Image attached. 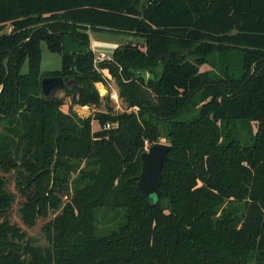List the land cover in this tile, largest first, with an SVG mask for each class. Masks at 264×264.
Instances as JSON below:
<instances>
[{
    "label": "trees",
    "instance_id": "16d2710c",
    "mask_svg": "<svg viewBox=\"0 0 264 264\" xmlns=\"http://www.w3.org/2000/svg\"><path fill=\"white\" fill-rule=\"evenodd\" d=\"M89 30L146 43L97 61ZM43 41L60 70L42 72ZM46 76L73 81L68 112ZM112 78L122 112L97 88ZM162 139L158 209L138 178ZM0 171L28 226L55 215L34 244L0 177V264H264V0H0Z\"/></svg>",
    "mask_w": 264,
    "mask_h": 264
},
{
    "label": "rangeland",
    "instance_id": "374dc122",
    "mask_svg": "<svg viewBox=\"0 0 264 264\" xmlns=\"http://www.w3.org/2000/svg\"><path fill=\"white\" fill-rule=\"evenodd\" d=\"M135 4H138L139 6H142L147 2V0H133ZM12 27L9 25L6 29V31L11 32ZM91 35V43L92 48L95 47H101V46H108L110 47V53H114L116 47L121 46L122 44L126 43H133L136 45L143 46L145 45V40L142 37H135L129 34H122V33H115V32H94L92 30H89ZM98 60V59H97ZM62 58L61 55L53 52L49 49L48 45L45 41L41 42V70L43 73H51L53 71L60 70L62 68ZM203 70H208V66H204L202 68ZM24 72L28 71V65H25L23 68ZM97 88L99 92L105 93L104 88L102 85H97ZM107 89L109 90H116L118 91V86L116 81L112 78L109 79ZM56 96L61 98H66L65 106H63V110L65 112L69 111V108L72 104V98L65 97V91L61 90L59 91ZM106 100L103 103V106L96 107L94 105H89V107L82 109L79 108V105H74V110L83 118H88V116H95L96 112H105L106 110ZM111 105L114 108L115 112H122L126 109V105L123 102V99L119 102H115L114 100H111ZM80 112V113H79ZM93 130H98L99 125L96 121H93L92 123ZM161 142L168 144L166 139H162ZM147 148H149V144L146 145ZM0 177H4L6 180L7 189L10 192V194L13 196V206L10 210V213L8 215V219L12 222L13 225L19 227L22 229L28 237L32 238V241L36 245H47V237L44 232L45 225L54 220L55 215L51 214L48 218L40 217L38 218V222L35 226L30 227L28 226L24 220H22L20 208L22 207L25 197L22 195L21 191L17 188L16 182H15V175L13 173H7L4 171H0ZM111 218V215H108L107 219L105 221H108V219ZM105 222H103L104 224ZM101 224V227L106 229V227ZM113 225V224H112ZM109 225V226H112Z\"/></svg>",
    "mask_w": 264,
    "mask_h": 264
},
{
    "label": "water",
    "instance_id": "95a60500",
    "mask_svg": "<svg viewBox=\"0 0 264 264\" xmlns=\"http://www.w3.org/2000/svg\"><path fill=\"white\" fill-rule=\"evenodd\" d=\"M142 73V72H141ZM148 77L149 74L146 73ZM73 85V81L62 76H46L42 78L43 96L52 101L56 94L66 87ZM172 146L159 141L151 145L141 155L143 169L138 178L140 191L148 198L153 200L156 208L164 207V193L161 190L164 163L169 159Z\"/></svg>",
    "mask_w": 264,
    "mask_h": 264
},
{
    "label": "crops",
    "instance_id": "0c3cea01",
    "mask_svg": "<svg viewBox=\"0 0 264 264\" xmlns=\"http://www.w3.org/2000/svg\"><path fill=\"white\" fill-rule=\"evenodd\" d=\"M91 35H93V34H90V37H91ZM92 47V46H91ZM117 48V47H116ZM93 51H94V53H95V55H96V58L97 59H100L101 61L102 60H104V59H111L112 58V52L110 53L109 51V49H110V47H108V46H101V47H94L93 46ZM116 50V49H115ZM97 85H103L102 83H98ZM87 107H89V105H87V106H80L79 105V108H82V109H85V108H87ZM76 110V109H75ZM80 113V112H79Z\"/></svg>",
    "mask_w": 264,
    "mask_h": 264
},
{
    "label": "built area",
    "instance_id": "2783aa9c",
    "mask_svg": "<svg viewBox=\"0 0 264 264\" xmlns=\"http://www.w3.org/2000/svg\"><path fill=\"white\" fill-rule=\"evenodd\" d=\"M97 61H101L100 59H98ZM103 84V83H102ZM103 86V88H104V94L102 93V92H99L100 93V95L103 97V98H105V96H107V95H109L110 96V98L112 99V100H114L115 102H119L120 100H121V98H120V95H119V93H118V91H116V90H109V89H107V86L105 85V84H103L102 85ZM118 126V123H111V122H108L106 125H105V128L106 129H111V128H115V127H117ZM148 143H146V145H147ZM148 149V148H147Z\"/></svg>",
    "mask_w": 264,
    "mask_h": 264
}]
</instances>
